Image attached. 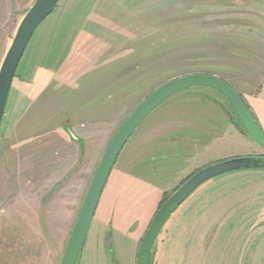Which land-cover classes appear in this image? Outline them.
Returning <instances> with one entry per match:
<instances>
[{"label": "rangeland", "instance_id": "rangeland-1", "mask_svg": "<svg viewBox=\"0 0 264 264\" xmlns=\"http://www.w3.org/2000/svg\"><path fill=\"white\" fill-rule=\"evenodd\" d=\"M13 2L15 25L34 0ZM204 72L261 129L264 0H59L26 47L0 125V264H60L121 124L164 83ZM253 156L264 164L223 96L175 93L119 154L75 264H136L155 213L191 175ZM149 264H264V168L199 187L160 230Z\"/></svg>", "mask_w": 264, "mask_h": 264}, {"label": "water", "instance_id": "water-1", "mask_svg": "<svg viewBox=\"0 0 264 264\" xmlns=\"http://www.w3.org/2000/svg\"><path fill=\"white\" fill-rule=\"evenodd\" d=\"M59 0H34L15 30L0 66V125L12 81L26 47L38 26L54 11ZM209 88L222 95L249 137L264 148V132L257 125L238 93L225 81L210 75L191 74L170 80L148 95L121 124L108 144L83 200L69 235L60 264H75L86 238L100 196L125 144L143 120L166 99L187 88ZM264 168L255 157L233 158L204 167L187 179L158 209L138 248L136 264H149L153 244L169 217L203 184L233 172Z\"/></svg>", "mask_w": 264, "mask_h": 264}, {"label": "crops", "instance_id": "crops-1", "mask_svg": "<svg viewBox=\"0 0 264 264\" xmlns=\"http://www.w3.org/2000/svg\"><path fill=\"white\" fill-rule=\"evenodd\" d=\"M13 3V0H0V66L19 23L18 21L17 24L14 25L13 22L14 17H16ZM262 104L264 105V101ZM263 123L264 122L261 123V129L264 132Z\"/></svg>", "mask_w": 264, "mask_h": 264}, {"label": "trees", "instance_id": "trees-1", "mask_svg": "<svg viewBox=\"0 0 264 264\" xmlns=\"http://www.w3.org/2000/svg\"><path fill=\"white\" fill-rule=\"evenodd\" d=\"M56 8V7H55ZM204 75H210V76H214V77H217V78H219V79H221V80H223V81H225L223 78H220L219 76H216L215 74H213V73H210V72H204L203 73ZM186 76V75H185ZM14 78H15V76H14ZM226 82V81H225ZM227 83V82H226ZM228 84V83H227ZM209 89V88H208ZM212 90V89H211ZM212 91H214V90H212ZM216 92V91H215ZM218 93V92H217ZM219 94V93H218ZM222 96V95H221ZM240 96V95H239ZM228 102V101H227ZM230 105V104H229ZM245 105V104H244ZM245 107L247 108V106L245 105ZM230 108H231V106H230ZM248 109V108H247ZM231 111H232V113L235 115V113H234V111L232 110V108H231ZM235 117H236V119L238 120V118H237V116L235 115ZM238 122L240 123V121L238 120ZM241 124V123H240ZM242 125V124H241ZM243 127V126H242ZM245 130V129H244ZM246 132V131H245ZM199 171V170H198ZM194 175V174H193ZM192 176V175H191ZM190 176V177H191ZM84 243V242H83ZM82 246H83V244H82ZM82 248V247H81Z\"/></svg>", "mask_w": 264, "mask_h": 264}, {"label": "flooded vegetation", "instance_id": "flooded-vegetation-1", "mask_svg": "<svg viewBox=\"0 0 264 264\" xmlns=\"http://www.w3.org/2000/svg\"><path fill=\"white\" fill-rule=\"evenodd\" d=\"M253 157H255V156H253ZM255 158H258V159H259V162H260V160H261V156H259V157H255ZM257 169H261V168H257ZM167 199H168V198H167ZM167 199H166V200H167ZM166 200H165V201H166ZM165 201H164V202H165ZM164 202H163V203H164ZM163 203H162V204H163ZM160 207H161V206H160ZM160 207H159V208H160ZM157 211H158V210H157ZM169 218H170V217H169ZM164 225H165V224H164Z\"/></svg>", "mask_w": 264, "mask_h": 264}]
</instances>
